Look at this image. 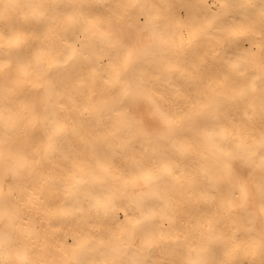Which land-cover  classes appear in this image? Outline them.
I'll use <instances>...</instances> for the list:
<instances>
[{"label":"bare ground","instance_id":"obj_1","mask_svg":"<svg viewBox=\"0 0 264 264\" xmlns=\"http://www.w3.org/2000/svg\"><path fill=\"white\" fill-rule=\"evenodd\" d=\"M252 75L264 0H0V264H262Z\"/></svg>","mask_w":264,"mask_h":264},{"label":"snow or ice","instance_id":"obj_2","mask_svg":"<svg viewBox=\"0 0 264 264\" xmlns=\"http://www.w3.org/2000/svg\"><path fill=\"white\" fill-rule=\"evenodd\" d=\"M238 70L240 71L241 76L245 75L244 70L242 69H238ZM257 79H260L262 82H264V75H261V76L252 75L251 77H249L246 87L241 88L240 94L245 95L248 91H255ZM261 100H262V106H264V89H262V92H261ZM261 148H264V139H262L261 141ZM261 158H262V161H264V155H262ZM262 192H264V189H262ZM261 207H262V210H264V198H262ZM25 264H30V262H25ZM102 264H107V262H102ZM262 264H264V262H262Z\"/></svg>","mask_w":264,"mask_h":264}]
</instances>
